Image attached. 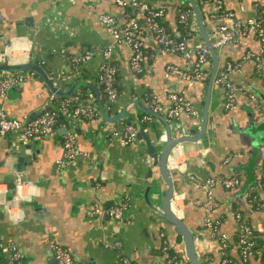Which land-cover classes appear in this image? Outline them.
<instances>
[{
  "label": "crops",
  "instance_id": "0c3cea01",
  "mask_svg": "<svg viewBox=\"0 0 264 264\" xmlns=\"http://www.w3.org/2000/svg\"><path fill=\"white\" fill-rule=\"evenodd\" d=\"M129 1L0 0V55H8L11 63H38L63 91L80 80L89 81L97 87L102 100L97 73L102 50L111 42V36L99 22L98 15L111 14L118 25H122L129 17L140 15L129 6ZM193 1L199 5L204 33L211 44L218 36L217 25L222 21L212 18L213 4ZM148 2L152 7L162 6L165 11L162 20L166 19V29L170 33L185 37L192 49L205 45L194 13L188 18L191 22L188 33L177 23L181 8H191L187 0ZM253 2L263 4L264 0H223V5L233 18L245 20L252 15ZM141 29L139 39L145 57L139 75L130 69L129 47L118 45L113 51L111 61L118 70L119 94L108 114L126 111L138 116L141 110L134 101L145 102V93H153L161 104L167 105L166 94L183 92L196 116L185 111H181L177 119L162 115L171 137L195 139L177 144L168 157L167 168L175 183L171 206L175 204L179 217L193 232L198 257L211 258L209 264H219L220 253L203 224L204 208L197 203L205 200L206 189L195 179L237 177L240 183L233 189L220 184L213 186L215 207L210 216L220 220L221 231L229 235L230 264H244L234 241L236 231L245 224L264 234V183L261 182L264 139L259 140L252 130L259 123L264 127V66L258 71L256 62L249 59L229 74V80L243 92L236 93L235 108L225 110L224 87L212 83L208 88L213 67L210 55L198 80L167 75L168 66L184 70L191 69V65L179 54L158 45L148 27ZM262 49L264 42L252 31L240 36L235 43L214 49L216 74L226 63L240 62L247 51L259 54ZM85 54L90 57L82 66V77L77 78L70 59ZM20 72L23 80L0 98V107L8 117L26 121L39 114L52 92L38 73ZM80 88L84 90L80 104L97 106L94 90L90 86ZM250 94L256 101L250 99ZM104 121L101 116L96 119L66 116L49 134L25 143L15 135L0 133V199L13 195L17 171L24 175L23 192L31 191V195L19 203L23 212L19 222L11 221L0 203V242L17 244L24 264H56L50 247L52 243L68 249L76 264H121L122 257L135 264H166L165 246L184 259L182 236L168 228L165 220L153 210L158 207L156 202L166 185L157 164L151 163L143 138L140 136L131 144H122L111 137L104 128ZM153 125L144 129L161 151L167 129L155 117ZM67 131L75 134L76 144L84 155L58 168L55 160L62 154ZM27 145L29 148L25 147ZM31 145H35V149ZM22 154L24 164L19 166L18 158ZM150 166L153 171L148 176ZM149 185L148 198L153 207L144 198ZM121 202H127L128 206L120 221L101 211ZM257 202L263 206L259 208ZM236 214L240 215V220ZM114 240L120 241V248H109ZM248 264H259V260L250 256Z\"/></svg>",
  "mask_w": 264,
  "mask_h": 264
},
{
  "label": "built area",
  "instance_id": "2783aa9c",
  "mask_svg": "<svg viewBox=\"0 0 264 264\" xmlns=\"http://www.w3.org/2000/svg\"><path fill=\"white\" fill-rule=\"evenodd\" d=\"M119 3H122L121 1ZM215 7V11L211 13L213 19L221 20L217 25L218 36L211 42L214 49L222 47L227 43H235L237 39L249 32H254L256 36L264 42V3L259 4L253 2L251 4L252 15L245 19L239 20L233 18L232 13L226 11L222 5L223 0H211L210 2ZM129 6L138 11L139 14H145L147 27L151 31L155 41L164 50L177 53L183 57L191 65L193 74H190V68L180 69L176 66H168L166 68L167 75L179 76L188 81L198 80L202 77V67L208 60L209 50L206 45L200 46L198 49H192L186 39L177 40L165 27L160 23V20L165 16L163 8L152 7L146 0H130ZM222 10V11H220ZM193 12L191 9H182L178 12V20L180 22L186 21ZM98 20L105 27L111 36V42L108 43L102 50V61L97 73V84L101 89L106 101L111 105L118 97L117 87V67L112 63L111 57L115 45H125L130 49L129 66L133 73L139 74L143 70V61L145 51L142 41L139 39L141 33L140 26L135 17H129L128 21L122 25H118L115 17L108 13H100ZM193 52L195 53L193 55ZM90 55L85 54L81 56H73L70 59L71 65L78 70L79 67L84 66V63L89 59ZM253 59L256 62V68L261 71L264 66V49L259 54L247 51L240 59V62L226 63L221 72L216 74L213 78V84L221 85L225 90V100L223 107L225 110H232L236 105V93H242L243 89L229 80V74L234 72L241 62ZM11 58L8 55H0V64H21L11 63ZM26 63V62H22ZM79 71H75L78 73ZM23 80V75L20 71L4 72L0 71V98H3L7 91L14 85ZM264 82V81H263ZM168 104H161L153 93H149L145 99V104L148 105L155 112H165L167 117L177 119L181 111H185L191 116H196L190 102L182 93H168L166 94ZM250 99L256 101L254 95H249ZM81 95L78 91L69 97H62L57 100V96L52 93L49 96V101L45 103L40 109L39 114L29 120L10 118L6 115L4 109L0 107V133L7 135H15L22 143L28 142L36 137H41L49 134L55 129L58 123V115L60 111H69L66 116L73 118L96 119L100 118V114L95 107L84 106L80 104ZM57 103V109L47 108L49 105ZM260 108L259 104H256ZM145 113V112H144ZM145 121H152L154 117L148 113L143 115ZM104 128L109 132L112 138L118 139L122 144H131L140 137L138 128L133 123H116L104 121ZM12 149V147H10ZM84 155L78 148L75 141V134L67 131L63 140L62 154L55 160L58 168L64 167L72 162L75 158ZM264 174V169H263ZM198 185L205 187L206 198L204 201H197L202 204L205 216L203 224L210 233L211 239L216 243L220 253L221 263L230 264V259L226 256V248L230 243L229 235L221 231V221L211 219V212L215 207V201L212 195V188L216 184L222 185L226 189H233L240 183L235 176L232 177H213L205 180L195 179ZM13 186V195L9 199H0V203L4 206V210L13 222H19L23 217V212L19 207L21 200L28 198L31 195L29 190L27 193L23 192V180H16ZM7 192V189H5ZM127 202H121L116 205L107 206L101 211L114 220L120 221L124 217ZM257 206L261 208L263 205L257 202ZM97 210H100L97 208ZM236 218L240 220V215L236 214ZM252 228L248 225H241L239 228L237 241L240 245L239 255L245 261L248 257L252 246L250 240ZM121 243L119 240H114L109 244V248L118 249ZM53 257L57 264H76L75 259L68 249L58 243L50 245ZM166 246L163 250H166ZM184 261L189 263L186 256ZM130 260L126 257L121 258V264H129ZM0 264H24L23 256L17 244L14 242H0ZM186 264V263H185Z\"/></svg>",
  "mask_w": 264,
  "mask_h": 264
},
{
  "label": "water",
  "instance_id": "95a60500",
  "mask_svg": "<svg viewBox=\"0 0 264 264\" xmlns=\"http://www.w3.org/2000/svg\"><path fill=\"white\" fill-rule=\"evenodd\" d=\"M189 2V5L191 6L193 13L195 15L196 21L198 23V26L202 32V35L205 39V45L207 46L209 50V55L212 58L213 67L210 73L209 77V85L208 88L211 87L213 83V78L216 74L217 70V55L214 50V48L211 46L209 39L205 36L204 29L202 26V20L201 15L199 12L198 4L194 3L193 0H187ZM198 2V1H197ZM158 8H162V6H159ZM30 19V17H28ZM219 24V23H218ZM9 42V41H8ZM118 45H115V47ZM114 47V49H115ZM130 55V54H129ZM0 71L4 72H17V71H33L38 73L42 79L44 80L45 84L50 88L51 92L54 93L57 97H69L73 94L76 90H78L82 86H90L96 95V105H85L84 106H91L97 108L100 116L108 122H118L122 119L131 118L136 127L139 130L140 136L143 138L146 150L149 158L151 159L152 165L157 164L158 171L161 176L162 181H164L166 185V190L160 191V199L156 202L157 206L153 210L156 211L164 220L166 223V226L168 228L174 229L177 233H179L183 238V250L186 258L190 262V264H206L198 257L195 247H194V234L190 230V228L186 225L184 220L179 217L177 207L175 208V204L171 206V201L174 199V192H175V183L170 179V176L172 172H170L167 168V160L168 157L172 151V149L179 143L186 141V140H195L188 136H175L171 137L170 129L168 127V124L166 123L164 117L162 115L163 113L155 112L153 109H151L148 105H146L144 102L140 100H135V104L138 105L141 111L148 113L152 115L155 118H158L162 123L165 125L167 129V139H165V144L163 145V149L159 151L157 149V144H154L151 142V139L149 138V135L145 132V129L141 126L137 115H134L132 113H128L126 111H122L120 113L109 115L106 111V109L103 106V103L101 102V99L99 98V90L97 87L92 85L89 81L80 80L75 84H72L70 88L67 91H63L59 89L50 79L47 71L44 67L40 66L36 62H26L21 64H0ZM40 112V111H39ZM166 115V114H165ZM206 115V110L203 112V116ZM35 115H32L31 117H28L27 120L31 119ZM205 125V124H204ZM205 128L202 130L204 132ZM254 132H256L255 136L258 137L259 140L264 139V127L259 123V125L253 127ZM196 138V137H195ZM36 142H34L35 144ZM26 148H29V145L25 146ZM31 148L35 149V145H31ZM33 155V154H32ZM18 164L19 166L24 164L23 161V154L20 155L18 158ZM152 167L150 166L147 170L148 176H151L152 174ZM23 173L21 171H17L15 173V178L17 180H22ZM150 186H147L145 188L144 192V198L150 204L152 207L154 206L149 198H148V192L150 189ZM13 191V189H12ZM57 264V263H56Z\"/></svg>",
  "mask_w": 264,
  "mask_h": 264
},
{
  "label": "trees",
  "instance_id": "16d2710c",
  "mask_svg": "<svg viewBox=\"0 0 264 264\" xmlns=\"http://www.w3.org/2000/svg\"><path fill=\"white\" fill-rule=\"evenodd\" d=\"M148 2V0H146ZM150 1V0H149ZM199 4L200 3H209L211 2V0H198ZM149 3V2H148ZM222 7L224 8V5H222ZM155 8H158V7H155ZM181 9H191L190 7H184V8H181ZM225 9V8H224ZM222 11V10H220ZM214 12V11H212ZM132 17H135L139 26H140V30H142L141 28L142 27H147V22H146V16L145 14H140L139 16H132ZM164 18V17H163ZM160 23L165 27L166 29V19L165 20H160ZM177 23L179 24V26H182L183 27V30H184V33H188L190 31V26H191V22H190V19H187L186 21L184 22H180L177 18ZM167 30V29H166ZM169 31V30H167ZM171 34L177 39V40H181V39H185V37H177L174 35V33L171 32ZM72 71L75 73V71H79L78 73H75L77 75V78H81L82 77V71H83V67H79L78 70H75V68L72 66ZM193 74V70L190 69V74ZM140 74V73H139ZM137 74V75H139ZM80 93V95L82 96L83 95V88H79L78 90H76ZM75 91V92H76ZM74 92V93H75ZM144 99L147 98L148 96V93H145L144 95ZM62 99V97H57V100H60ZM101 102L103 103V106L104 108L106 109L107 113L109 112V108H110V104L106 101L104 95H103V99L101 100ZM58 105L56 102H54V104H51L49 105L47 108H54V109H57ZM69 114V111L67 110L66 112H63V111H60L59 112V115H58V123L59 124L61 122V119L66 117V115ZM145 113L143 111H140V114L137 116L138 117V120L141 124V126L143 128H148L150 126H154L153 125V120L152 121H145L143 119V115ZM119 122H124V123H134V121L131 119V118H126V119H122L116 123H119ZM56 128V127H55ZM262 169H264V161L262 163ZM261 182L264 183V177H262L261 179ZM240 228V227H239ZM239 228L238 230L236 231L235 233V238H234V241L236 243V245L238 246V252L240 250V245L238 244V239H237V236H238V232H239ZM250 240L252 241V246H251V249L249 251V254H248V257L247 259L244 261L243 260V257L242 256H239L240 257V260L244 263V264H248L249 263V258L250 256H255L258 260H259V264H264V234L260 233L259 231H257L256 229H252V234H251V237H250ZM230 246V243H228V247L226 248V256L227 258L230 259V255L228 254V248ZM166 252V264H189L187 262L184 261V259L182 258L181 255H179V253L175 252V251H172L170 248H166L165 250ZM212 257V256H211ZM221 257H220V261H219V264H222L221 263ZM201 261H203L204 263L206 264H209L212 260L211 258L210 259H206L205 257H201ZM230 263H231V259H230ZM129 264H135L134 262L130 261Z\"/></svg>",
  "mask_w": 264,
  "mask_h": 264
}]
</instances>
